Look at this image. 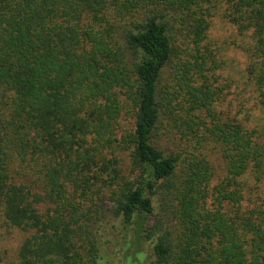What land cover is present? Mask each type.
Returning <instances> with one entry per match:
<instances>
[{
	"label": "trees",
	"instance_id": "trees-1",
	"mask_svg": "<svg viewBox=\"0 0 264 264\" xmlns=\"http://www.w3.org/2000/svg\"><path fill=\"white\" fill-rule=\"evenodd\" d=\"M216 15L246 58L248 108L236 85L224 103ZM162 118L181 131L175 151L156 143ZM260 186L264 0H0V216L29 232L10 264H118L96 237L105 217L148 241L132 261L264 264Z\"/></svg>",
	"mask_w": 264,
	"mask_h": 264
},
{
	"label": "rangeland",
	"instance_id": "rangeland-1",
	"mask_svg": "<svg viewBox=\"0 0 264 264\" xmlns=\"http://www.w3.org/2000/svg\"><path fill=\"white\" fill-rule=\"evenodd\" d=\"M208 36L213 42L216 43V45H218L221 50V57L224 60V66L221 75L225 77V75L228 76L227 74H229L233 79V83H229L228 93L226 95V101H224V103L227 104L232 99L234 95L232 93V90L234 89V85H236V91L243 92L242 95L244 97L243 100L245 104L243 105V108L250 107L253 94L250 91V87L248 85H243V80L241 78L242 69L244 67L246 58L244 54L235 46L233 41H231L232 39H234L231 26L224 20H222L218 15L213 16L208 28ZM227 109H229L230 112L232 110L231 107H228V104ZM250 114L252 115L250 117L251 122H254L255 120H257L258 122L260 121L261 114L257 109L253 107ZM121 117L120 128L117 129L116 135L120 133L123 127H131V116L128 114H122ZM170 125H172V123L166 122V120L162 118L159 129L161 135L158 137V141L156 143L160 148H163L164 151H175L177 148H179V143H181V141L179 140L181 131L173 127L169 128L168 126ZM106 152L108 156H115L119 160L118 167L120 169L124 167L126 168L128 166L127 154L123 150L118 149L117 147L112 145L108 148V150H106ZM208 154V158L213 167V180L210 182L212 184L215 183L217 176L222 173L223 163L221 158L219 157L218 151L215 150V153H211L209 151ZM20 180L23 181L24 179H22L21 177ZM250 184L251 182H249V185ZM35 189L36 191L39 190L38 187ZM252 192L253 199L255 200H259L264 197V187L262 186L257 187ZM245 196L247 199L248 194L245 193ZM153 205L154 213H157V211L159 210V198L156 197V199H154ZM107 221L108 223H106ZM117 224L118 221H115L113 218L109 219L108 217L102 218L101 220H98L94 223V229H98L96 234L97 239L103 240L104 238H109L110 240V243L108 244L109 246H107H111L112 248L110 249L112 253L109 257V260L118 264H123L126 256L129 255L133 259H131L128 264H145V261L148 259L147 255L146 257L140 255V258H136V261L132 260L135 259L133 253L137 250H142L143 252L149 253L148 241H144L143 243H141L140 241V245L136 246L135 243L131 242L132 231L128 229L123 230L120 233V231H117ZM111 225H114L115 228H113ZM28 234L29 232L22 229L7 226L0 216V264H10L15 261L18 247L22 240L26 236H28Z\"/></svg>",
	"mask_w": 264,
	"mask_h": 264
}]
</instances>
